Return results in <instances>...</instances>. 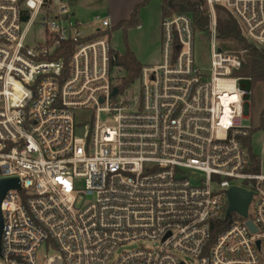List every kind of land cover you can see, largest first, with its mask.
Segmentation results:
<instances>
[{"label":"built area","instance_id":"2783aa9c","mask_svg":"<svg viewBox=\"0 0 264 264\" xmlns=\"http://www.w3.org/2000/svg\"><path fill=\"white\" fill-rule=\"evenodd\" d=\"M69 2L0 0V179L21 185L2 202L0 264H264V143L254 171L251 81L220 47L215 10L263 47L264 0H206L208 70L192 16L164 17L162 59L142 68L138 93L118 87L109 17L86 34ZM71 41L68 66L50 59ZM233 187L252 194L246 216L227 213ZM134 241L157 245L117 255Z\"/></svg>","mask_w":264,"mask_h":264},{"label":"rangeland","instance_id":"374dc122","mask_svg":"<svg viewBox=\"0 0 264 264\" xmlns=\"http://www.w3.org/2000/svg\"><path fill=\"white\" fill-rule=\"evenodd\" d=\"M109 0H70L68 3V9L70 14L84 22L82 31L86 34H91L95 30L101 28V23L96 21L97 16L106 17L107 7ZM162 3L161 0H149L145 6L140 10V25L136 27H130L127 30L119 27L114 28H101L106 31L110 38L111 47L119 54H123L129 47L131 48L136 57L142 62L146 63L148 59L160 58L162 59L163 41L156 40L155 28L159 21L162 19ZM210 13V9L207 5L204 6ZM58 6H50V9L46 11V17L53 18L58 14ZM217 15V14H216ZM44 17V15L42 16ZM39 30L38 26L33 27L30 38L35 31ZM195 62L196 64L208 70L211 64V42L210 35L203 32H196L195 34ZM240 57H243V52L238 50H231ZM125 71L119 67L114 70V75L119 82L123 77ZM138 93L139 83L136 81L128 93ZM251 104V121L256 128L251 138V143L254 150L260 154L262 145L264 143V81H257L251 85V96L249 98ZM105 118V116H103ZM262 173L264 174V160L262 165ZM82 184V182L80 183ZM157 243L155 241H134L127 243L120 247L117 251V255L123 252L132 251L140 247H155ZM51 254L44 246L38 251V255L41 259L46 254ZM182 260L187 264H198L197 259L189 255H180Z\"/></svg>","mask_w":264,"mask_h":264},{"label":"trees","instance_id":"16d2710c","mask_svg":"<svg viewBox=\"0 0 264 264\" xmlns=\"http://www.w3.org/2000/svg\"><path fill=\"white\" fill-rule=\"evenodd\" d=\"M149 0L138 4L129 19L119 22L114 28L127 30L130 27L140 25V10ZM162 18L173 14H189L193 18L195 29L207 33L211 21L209 11L204 7L206 0H161ZM217 14V41L224 50H238L243 52L241 67L235 71V75L250 79L251 85L257 81H264V46L259 47L250 42L241 31V28L230 11L220 5L215 6ZM74 42H66L58 49L57 54L50 59L64 58L66 66L70 61V55L74 49ZM115 66L123 69L125 74L120 78L118 87L121 91L131 87L138 79L144 64L136 57L131 48H127L123 54L115 52ZM255 129L250 130L244 139L252 162V170L260 169V159L253 148L251 138Z\"/></svg>","mask_w":264,"mask_h":264},{"label":"water","instance_id":"95a60500","mask_svg":"<svg viewBox=\"0 0 264 264\" xmlns=\"http://www.w3.org/2000/svg\"><path fill=\"white\" fill-rule=\"evenodd\" d=\"M219 51H222L219 49ZM245 82L242 81L241 84ZM246 89L251 88V83L246 82ZM119 92V88L115 87L113 90V95H116ZM21 185L18 178H10V179H0V242L2 236V230L4 225L3 213H2V202L7 194V192L11 189H20ZM229 197V208L228 215L233 211H237L243 215H247L249 204L252 200V194L249 191L244 189L233 187L228 191ZM248 225L252 228L253 231H256L255 226L250 221Z\"/></svg>","mask_w":264,"mask_h":264},{"label":"crops","instance_id":"0c3cea01","mask_svg":"<svg viewBox=\"0 0 264 264\" xmlns=\"http://www.w3.org/2000/svg\"><path fill=\"white\" fill-rule=\"evenodd\" d=\"M78 1V0H75ZM144 0H109L107 7V17L111 20L113 26L117 25L119 22L129 19L135 7L142 3ZM163 19V18H162ZM162 19L158 22L155 28L156 40H163L162 32ZM135 53V52H134ZM136 55V54H135ZM160 58L148 59L144 66L157 65L160 63ZM141 62V61H140ZM142 63V62H141Z\"/></svg>","mask_w":264,"mask_h":264}]
</instances>
